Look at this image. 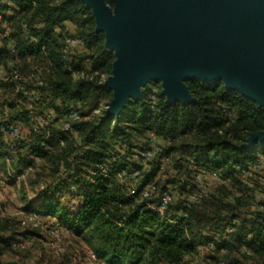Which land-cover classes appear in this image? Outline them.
<instances>
[{
    "label": "trees",
    "instance_id": "obj_1",
    "mask_svg": "<svg viewBox=\"0 0 264 264\" xmlns=\"http://www.w3.org/2000/svg\"><path fill=\"white\" fill-rule=\"evenodd\" d=\"M16 1L30 12L31 23L41 21L45 26L34 30L36 46L21 28L20 11L13 12L16 53L0 48V66L18 57L22 64L45 68L43 84L26 87L41 93L29 101L33 108L3 100L8 115L0 124L18 121L25 132L15 156L0 133V161L11 159L23 171L41 167L51 175L53 181L36 199L38 212L53 218L54 226L82 236L104 264H183L197 255L199 245L206 252L203 264L242 263L235 253L251 264H264V199L258 198L264 192V170L246 174L264 159V142L245 146L250 135L264 131V107L223 82L189 79L186 84L197 102L168 104L148 85L140 98L130 100L118 114H109L106 106L113 90L102 77L111 74L115 55L104 45L105 33L96 29L91 7L82 0ZM65 22L74 25L72 34L80 40L72 71L62 60ZM56 26L60 31H54ZM40 46H45L48 57ZM76 71L81 75L74 78ZM2 84L13 89V84ZM71 108L78 109L79 119L64 131L60 118ZM44 113L52 114L49 126L34 132L36 115ZM151 134L163 143L143 169L134 155L149 146ZM164 155L170 162L161 170ZM101 163L109 165V174L97 172L88 179ZM122 169H140L141 186L155 183L153 202L170 191L174 200L169 208L177 222L163 220L139 200V193L127 195L118 178ZM195 172L216 173L220 182L199 202L185 207L184 198L198 190ZM61 192L78 200L75 209L61 201ZM182 212L187 214L184 220ZM228 227L233 228L230 233ZM5 241L0 236V242Z\"/></svg>",
    "mask_w": 264,
    "mask_h": 264
},
{
    "label": "water",
    "instance_id": "obj_2",
    "mask_svg": "<svg viewBox=\"0 0 264 264\" xmlns=\"http://www.w3.org/2000/svg\"><path fill=\"white\" fill-rule=\"evenodd\" d=\"M82 1L115 49L105 82L113 90L109 114L140 98L155 73L174 96L168 104L197 102L184 82L198 79L223 82L264 107V0H111L114 15L102 1L96 10ZM256 142H264V131L245 146Z\"/></svg>",
    "mask_w": 264,
    "mask_h": 264
},
{
    "label": "rangeland",
    "instance_id": "obj_3",
    "mask_svg": "<svg viewBox=\"0 0 264 264\" xmlns=\"http://www.w3.org/2000/svg\"><path fill=\"white\" fill-rule=\"evenodd\" d=\"M89 1L95 10L97 1H102L107 7V15H114V3L111 0V3L106 0ZM97 20H100V16ZM104 45L109 49L106 45V39ZM113 52H115V49ZM30 64H26V62L20 63V72L24 75H29L33 68L38 66L36 63ZM24 67L25 69H23ZM72 75L77 78L81 75V72L76 71ZM108 76L102 77L104 83ZM2 83L7 82L0 81V121L4 117L2 103L6 98L15 100L21 107L33 108L30 106L26 95L17 91L14 85L13 87L10 85L13 88L11 89ZM184 83L186 84V81ZM148 85L152 87L153 93H161L165 100H171L174 97L160 74L155 73L152 79L141 87L142 94L143 89ZM108 106L109 104L106 109ZM160 145L159 141L154 142L151 148L155 151L158 150ZM15 155L16 153H14ZM7 160L1 159L3 170L0 175V236L6 241L0 242V264H104L96 257L87 240L82 236L67 231L65 228L60 229L54 226L55 220L53 218L38 212L36 209V199L43 191L40 189L39 184L53 181L51 175L41 167L23 171L15 168L11 159ZM9 172H12L14 177L10 176ZM168 176L171 177V175ZM161 179L163 180L162 177ZM58 195L62 202L69 204L72 209L76 208L78 200L75 197L65 192H61ZM28 212L38 213L41 220L40 227L21 224V219L24 217L23 214ZM234 258L242 262L239 264H244L243 262L251 264L248 258L243 257L239 253H235ZM208 264L214 263L208 261Z\"/></svg>",
    "mask_w": 264,
    "mask_h": 264
},
{
    "label": "built area",
    "instance_id": "obj_4",
    "mask_svg": "<svg viewBox=\"0 0 264 264\" xmlns=\"http://www.w3.org/2000/svg\"><path fill=\"white\" fill-rule=\"evenodd\" d=\"M20 11L19 14L22 16L20 25L23 32L26 35L28 41L36 46H38V40L34 34V30H41L45 24L41 21L30 22V12L22 10L16 0H0V48L8 50L10 53H16V44L13 37L14 24L10 18V15L15 12ZM54 31H60V28L57 26L54 28ZM80 44V40L74 36L69 29L66 27L65 32L62 37V60L64 62V67L68 71H72V59L76 53ZM41 50L44 52V55L48 57V53L45 50V46H40ZM19 58L14 57L10 59L6 64L0 66V81L13 84L17 91L26 94L27 92V83L30 80H33L36 84L42 85L43 78L41 75L42 70L45 66H37L35 71L30 76H24L19 70ZM33 98L30 97V100ZM52 114L44 113L36 115L37 123L32 125V130L34 132H40L41 128H47L51 121ZM79 119V111L77 108H71L68 113L60 118V126L64 131H69L72 129V123ZM25 128L21 122L12 121L9 119L4 120L0 124V133L3 137L5 145L8 151L14 153L19 142L24 136ZM45 138L50 137V130L45 131ZM157 137L153 134L150 136V144L147 147L139 148L136 150L134 155L135 159L139 162L141 168L145 169L149 162L154 159L157 154V150L151 148L152 144L156 142ZM38 161L37 158H35ZM170 162V157L164 155L160 159L161 170H164L167 164ZM98 171H91L88 175V179H93V177L100 172L101 174L107 176L110 172V167L106 163H101L97 165ZM264 170V159L261 158L259 161L254 163L250 170L246 174H251L252 171L262 172ZM2 174L1 162H0V175ZM9 175L14 177L12 172H9ZM118 178L123 185V188L127 195L133 196L139 193V200L145 201V205L153 211H156L163 220H167L169 223L174 224L177 222L178 217L174 216L176 214L169 208V205L173 202L174 196L170 191H164L160 202L156 203L151 201L156 192V185L154 182H148L145 185L141 186V170L132 169L127 171L122 169L118 172ZM194 178L198 183V190L190 193L187 197L184 198L183 205L185 207L190 206L194 202H199L203 195L207 194L208 188L216 185L220 182V176L216 173L208 172H195ZM41 190H45L48 187V184L41 182L39 184ZM259 199H264V192L258 194ZM24 217L21 219L22 225H33L34 227L41 226V220L36 212H28L23 214ZM183 217V220L186 218L187 214L182 212L179 214ZM232 227H228L226 232L230 233ZM206 252L202 246H198V253L192 259H187L183 264H203L206 259Z\"/></svg>",
    "mask_w": 264,
    "mask_h": 264
},
{
    "label": "crops",
    "instance_id": "obj_5",
    "mask_svg": "<svg viewBox=\"0 0 264 264\" xmlns=\"http://www.w3.org/2000/svg\"><path fill=\"white\" fill-rule=\"evenodd\" d=\"M66 27L69 29V31L71 33H73V31H74V25L72 23L65 22V28ZM19 61H20V58H19ZM20 63H21V61L19 62V65H20ZM34 71H35V67L33 68V71L29 75H24V74L23 75L28 77V76L32 75L34 73ZM29 84H33L34 86L37 85L33 80H30L27 83V85H29ZM25 95L27 96L26 98L28 99V101H30V97L33 98L32 100L38 99L40 97L41 93L37 90V88L33 87L31 89L28 88V90H27V92H26ZM4 115H8V108H4ZM158 141L160 143H163L161 140L157 139L156 142H158Z\"/></svg>",
    "mask_w": 264,
    "mask_h": 264
},
{
    "label": "bare ground",
    "instance_id": "obj_6",
    "mask_svg": "<svg viewBox=\"0 0 264 264\" xmlns=\"http://www.w3.org/2000/svg\"><path fill=\"white\" fill-rule=\"evenodd\" d=\"M255 76V81L258 82L259 74H256Z\"/></svg>",
    "mask_w": 264,
    "mask_h": 264
}]
</instances>
